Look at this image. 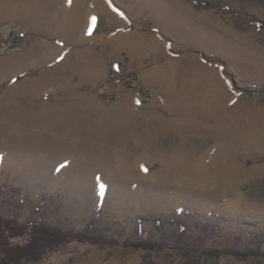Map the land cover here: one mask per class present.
Masks as SVG:
<instances>
[{
    "label": "rangeland",
    "instance_id": "obj_1",
    "mask_svg": "<svg viewBox=\"0 0 264 264\" xmlns=\"http://www.w3.org/2000/svg\"><path fill=\"white\" fill-rule=\"evenodd\" d=\"M0 215L117 240L30 264H264V0H0Z\"/></svg>",
    "mask_w": 264,
    "mask_h": 264
},
{
    "label": "trees",
    "instance_id": "obj_2",
    "mask_svg": "<svg viewBox=\"0 0 264 264\" xmlns=\"http://www.w3.org/2000/svg\"><path fill=\"white\" fill-rule=\"evenodd\" d=\"M183 227V225L180 226V232L184 231ZM16 237L27 238L24 243H15L12 239ZM70 241L92 244L117 243L115 238L105 236L101 232L95 231L91 226L82 231L65 230L47 222L28 220L22 223L0 215V264H30ZM163 243L153 239H140L138 241H125L124 244L126 246L160 249L164 246ZM184 247H186L183 249L184 254L188 256L186 264H201L195 256L187 254L190 253V245ZM230 253L238 257L248 255V252L230 249H211L206 251L203 256L207 264H219L218 259Z\"/></svg>",
    "mask_w": 264,
    "mask_h": 264
},
{
    "label": "snow or ice",
    "instance_id": "obj_3",
    "mask_svg": "<svg viewBox=\"0 0 264 264\" xmlns=\"http://www.w3.org/2000/svg\"><path fill=\"white\" fill-rule=\"evenodd\" d=\"M69 2H71V0H69ZM121 15H123V13H121ZM96 19H97L96 17H92V22H93V24H95ZM137 103H139V101H137ZM61 167H63V165H61ZM141 168H142V170H144L145 172L147 171V168H145L143 165H141ZM103 188H104V185L101 184V185H100L101 194H103Z\"/></svg>",
    "mask_w": 264,
    "mask_h": 264
}]
</instances>
